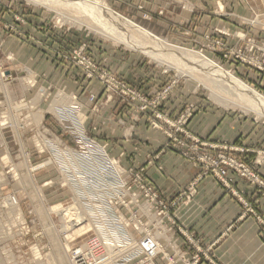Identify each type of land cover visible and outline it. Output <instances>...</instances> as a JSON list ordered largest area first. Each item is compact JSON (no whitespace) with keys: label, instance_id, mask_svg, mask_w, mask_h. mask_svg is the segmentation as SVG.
<instances>
[{"label":"rangeland","instance_id":"obj_1","mask_svg":"<svg viewBox=\"0 0 264 264\" xmlns=\"http://www.w3.org/2000/svg\"><path fill=\"white\" fill-rule=\"evenodd\" d=\"M120 1L106 0L116 12L171 44L200 51L264 95V0H139L138 18L122 13L117 8ZM60 2L65 14L80 13L84 21L81 26L59 22L57 11L50 7L28 0H0V25L5 37L15 36L62 62L67 70L64 76L62 71L52 76L53 81L61 78V84L41 87L37 74L24 67L15 51H5V37L1 39L0 264H73V249L85 252L89 247L96 254L108 253L103 264L211 261V246L203 247L174 216L178 207L189 204L195 196L198 182L209 176L238 199L242 211L237 219L250 215L264 242V225L258 216L264 215V209L258 208L259 199H264V177L236 155L249 149L208 140L188 128L194 114L207 107L241 115L261 127L264 116L249 104L233 105L231 97L239 96L224 86L231 95L224 100L229 104L214 100L210 88L196 73H189V66L199 68L192 62L179 55L175 60L165 51V60L158 61L133 44L91 28L90 23L100 19L95 11ZM151 5L159 16L167 14L170 6L177 9V26L170 36L148 25L153 18ZM182 11L193 14L190 22L207 18L221 24H209L206 31L195 32ZM75 52L78 59H87L90 65L72 59ZM77 70L80 80L99 86L98 95L87 89L88 101L98 103L100 99L98 105L104 107L117 100L131 110L132 118L144 116L150 128L165 135L166 147L174 148L198 169L195 177L176 194L167 196L146 177V167L156 161L157 168L162 169L161 152L147 154L138 163L134 152H113L109 142L91 136L89 130L97 129L86 116L80 93L64 83ZM91 70L94 72L89 75ZM29 98L44 99L45 105L39 109L35 101L27 104ZM255 153L264 158V150ZM242 166L258 180H253ZM235 175L254 186L251 197L236 189ZM62 208L71 210V216H66L70 228L63 229V219L56 211ZM99 232L107 237L105 248L93 247L96 241L105 242ZM110 239L116 241L111 243Z\"/></svg>","mask_w":264,"mask_h":264},{"label":"crops","instance_id":"obj_2","mask_svg":"<svg viewBox=\"0 0 264 264\" xmlns=\"http://www.w3.org/2000/svg\"><path fill=\"white\" fill-rule=\"evenodd\" d=\"M140 3L139 0H121L117 8L131 18H138L141 15V11L137 9ZM150 10L153 13V18L148 25L152 26L156 32L167 34V37L170 36L177 26L175 23L177 20H174V17H178L177 9L170 6L164 16H159L152 5ZM182 13L186 17V22L189 23V28L195 32L206 31L209 24H221L213 20L209 21L207 18L190 22L194 17L193 14L183 11ZM162 25L163 28H161ZM4 37L5 34L0 25V42ZM2 41L5 42L3 46L5 51H15L17 59L24 62V67L37 74L38 84L41 87L53 83L54 85L61 84V78L53 81L52 76H54L53 74L59 75L61 71V76H64L63 74L67 70L63 69L62 62L58 63L43 51L23 44L15 36H6ZM15 44L18 49H15ZM74 73L72 76L69 74L64 83L69 90L73 89L80 93V100L86 109V116H88L91 126L94 125L97 129L96 131L89 130L91 136L109 142L113 152L120 150L134 152L138 163L147 154L161 152L159 160L162 169L157 168L159 162L156 161L146 167V177L167 196L176 194L195 177L198 169L179 156L174 148L166 147L167 138L165 135L159 130L150 128L146 124L144 116L133 115L132 118L131 110L117 100H111L104 107L98 105L100 99L98 103L88 101L87 93H85L87 89L95 90L98 95L99 91L96 90V87L99 86L87 80H80L81 74L78 70ZM39 100L40 98H29L30 102L26 103L32 105L35 101V103L37 102L35 105H38L40 109V105H45V102L44 99ZM167 104L168 102L165 103V105ZM39 109L37 108L38 111H40ZM129 125L130 128H128ZM188 128L208 140L245 146L249 152L236 153V155L246 160L255 171L264 177V158L255 153V150H264V127L261 125L251 119H243L241 115L229 114L207 107L204 111L194 114ZM260 158H262L260 162L256 163L255 160ZM234 185L237 190L245 191L247 198L255 193L254 186L236 175L234 176ZM258 208L264 209V199H259ZM241 211L242 206L238 199L222 188L215 178L209 176L198 182L195 196L189 204L178 207L174 216L184 228L199 238L203 247L211 246V261L215 264H264V242L260 237L259 226L250 215L237 219ZM211 261L203 258L198 264H212Z\"/></svg>","mask_w":264,"mask_h":264},{"label":"bare ground","instance_id":"obj_3","mask_svg":"<svg viewBox=\"0 0 264 264\" xmlns=\"http://www.w3.org/2000/svg\"><path fill=\"white\" fill-rule=\"evenodd\" d=\"M28 1L55 9L58 13L57 18L59 19V22L68 21L70 23H77L79 25L84 22L83 19L79 18L80 13L79 15L65 14L64 11L60 8L62 7L61 5L62 2L60 1H65V2L69 1L77 5L80 4L82 6H86L89 9L93 10V12L95 11L96 14L99 16L100 19H98L99 21L96 22L97 25L96 23L94 24L93 22L92 24L90 23V26L91 28L100 29V33L102 35H106L109 37L112 36L114 37L113 39L115 40H119V41L121 40V41H125L127 44H133L134 46L139 47V49L143 53L161 62L162 60H165L164 53H162L163 51L167 52V56L174 57V59H175V55H179V58H183L188 62H192L193 64H195V66L200 68V69L192 68L190 66L189 68L187 67L191 71L189 73L192 74L196 73L199 79L202 80L203 83L210 88L211 97L214 100H216L221 104L228 105L229 103H227L224 100L225 97L231 96L228 94L229 93L228 91L232 90L239 96V97H231L232 99L231 102L233 103V105H242L246 107L245 105L249 104L248 106L253 108V110L259 116H264L263 94L256 92L251 86L247 85L240 78L231 74L230 71L224 69L222 66L214 62V60H211L208 57H206L205 54H202L200 51L193 49H186L182 46L171 44L167 39L156 35L149 29L137 24L131 19L116 12L109 6L106 0H28ZM107 23L109 25H107ZM182 62H184V60H182ZM223 86L226 87L228 91L224 90L222 88ZM42 93L45 94L44 92ZM59 97L60 96L58 95V98ZM63 100L61 101L63 102ZM11 202L13 203L15 202L13 197L11 198ZM56 211L61 214L60 217L61 219H63V224H62L63 229H65L66 227H68L67 224H70V222L67 221L68 218L66 219V216L69 215L71 216V214H69L71 210L67 208L66 209L62 208ZM83 248L85 247L83 246ZM66 251H67V247H66Z\"/></svg>","mask_w":264,"mask_h":264},{"label":"built area","instance_id":"obj_4","mask_svg":"<svg viewBox=\"0 0 264 264\" xmlns=\"http://www.w3.org/2000/svg\"><path fill=\"white\" fill-rule=\"evenodd\" d=\"M72 59H77L78 62H81L83 64H85V66H89L90 63L87 59H84V58H80L78 59V54L77 52H75V54L72 56ZM94 71L91 70L90 74L89 75H92ZM243 167V170H245V172L248 173L249 176H252L251 178L253 180H258V177L256 174H253L252 172H250L246 167L242 166ZM108 215V214H107ZM261 219V222L263 223L264 225V215H258ZM103 223V221H101ZM107 229H105L104 231H106ZM113 231H108V233H112ZM100 234L102 232H99ZM103 236V239L105 242L102 243H99V242H95L93 247L94 248H105V245H106V241H107V237L104 235V234H101ZM113 236V235H112ZM113 241H116L115 239H110V242L112 243ZM111 245V244H109ZM89 247V246H87ZM93 248V249H94ZM105 255L107 256L108 253L104 252L102 254H96L91 247H89L88 251H83L81 250V248H76V249H73L72 251V261H73V264H103V262H107V258L105 257Z\"/></svg>","mask_w":264,"mask_h":264}]
</instances>
